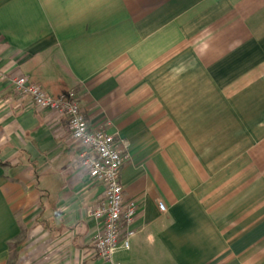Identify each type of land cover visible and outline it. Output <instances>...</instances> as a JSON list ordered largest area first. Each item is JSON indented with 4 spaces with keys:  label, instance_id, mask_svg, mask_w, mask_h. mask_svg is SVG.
Returning <instances> with one entry per match:
<instances>
[{
    "label": "crops",
    "instance_id": "0c3cea01",
    "mask_svg": "<svg viewBox=\"0 0 264 264\" xmlns=\"http://www.w3.org/2000/svg\"><path fill=\"white\" fill-rule=\"evenodd\" d=\"M18 75L125 141L117 264H264V0H0V264H105L103 186Z\"/></svg>",
    "mask_w": 264,
    "mask_h": 264
},
{
    "label": "built area",
    "instance_id": "2783aa9c",
    "mask_svg": "<svg viewBox=\"0 0 264 264\" xmlns=\"http://www.w3.org/2000/svg\"><path fill=\"white\" fill-rule=\"evenodd\" d=\"M13 88L20 95L30 96L38 109L55 111L65 119L70 139L77 146V160L90 179L103 186L102 201L87 209L88 215L100 223L94 243L96 256L105 264H117L114 253L129 247L135 233L131 224L137 209L134 200L124 198L119 180L127 157L125 141L116 140L104 129L88 126L74 89L52 96L25 75L13 79ZM158 207L164 210L161 202Z\"/></svg>",
    "mask_w": 264,
    "mask_h": 264
},
{
    "label": "rangeland",
    "instance_id": "374dc122",
    "mask_svg": "<svg viewBox=\"0 0 264 264\" xmlns=\"http://www.w3.org/2000/svg\"><path fill=\"white\" fill-rule=\"evenodd\" d=\"M10 256H11V258H10V259L12 260V259H13V252H11Z\"/></svg>",
    "mask_w": 264,
    "mask_h": 264
},
{
    "label": "trees",
    "instance_id": "16d2710c",
    "mask_svg": "<svg viewBox=\"0 0 264 264\" xmlns=\"http://www.w3.org/2000/svg\"><path fill=\"white\" fill-rule=\"evenodd\" d=\"M9 264H12V263H9Z\"/></svg>",
    "mask_w": 264,
    "mask_h": 264
}]
</instances>
